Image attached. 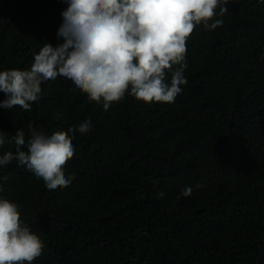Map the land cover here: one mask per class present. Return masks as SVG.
<instances>
[{
	"label": "trees",
	"instance_id": "1",
	"mask_svg": "<svg viewBox=\"0 0 264 264\" xmlns=\"http://www.w3.org/2000/svg\"><path fill=\"white\" fill-rule=\"evenodd\" d=\"M227 7L221 26L198 25L188 40L174 103L126 95L105 111L58 77L30 111L0 108V155L29 125L51 135L92 124L72 138L64 171L74 179L63 189L16 161L0 169V197L44 243L33 264H264V2ZM66 8L0 0V71L30 70L46 43H63Z\"/></svg>",
	"mask_w": 264,
	"mask_h": 264
},
{
	"label": "clouds",
	"instance_id": "2",
	"mask_svg": "<svg viewBox=\"0 0 264 264\" xmlns=\"http://www.w3.org/2000/svg\"><path fill=\"white\" fill-rule=\"evenodd\" d=\"M63 2L67 8L61 13L63 22L57 32L63 43H46L34 55L30 70L0 71V92L6 97L0 108L19 106L30 111L41 98L42 84L58 77L70 80L105 111L126 95L145 104L174 103L181 86L187 84V42L195 28L203 25L211 31L221 26L217 10L225 15L227 5L236 0ZM91 129L90 118H86L78 126L51 135L29 125L27 140L25 132L17 130L15 151L0 155V169L16 161L42 179L48 190L63 189L74 179L64 171L75 154L72 138L77 131L84 134ZM6 137L0 130V146ZM192 191L186 187L181 194L188 197ZM158 195L163 197L164 192ZM43 250L42 240L21 219L18 204L0 197V264H33Z\"/></svg>",
	"mask_w": 264,
	"mask_h": 264
}]
</instances>
